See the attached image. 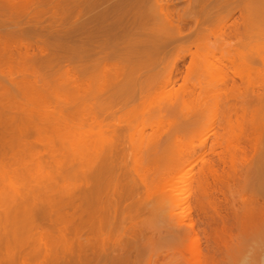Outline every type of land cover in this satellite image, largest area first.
Segmentation results:
<instances>
[{"label": "rangeland", "instance_id": "rangeland-1", "mask_svg": "<svg viewBox=\"0 0 264 264\" xmlns=\"http://www.w3.org/2000/svg\"><path fill=\"white\" fill-rule=\"evenodd\" d=\"M12 1L30 14L0 13V29L37 17L36 33L21 38L47 44L40 71L49 76L47 86L19 91L5 83L16 94L12 110L22 130L0 151V264H22L19 256L24 264H189L200 253L214 254L217 264L259 261L264 132L251 135L245 107L251 89L264 84V0ZM73 4L81 14L54 17ZM81 26L83 33L55 34ZM0 62V78L18 79L19 64ZM176 101L181 107L173 109ZM204 140L205 158L218 170L204 212L195 201L203 163L186 169L191 183L177 192L187 197L182 214L197 235L165 231L152 200L166 188L159 184V194L151 180L164 177L176 153ZM154 144L165 150L161 160L147 150ZM91 146H105L108 157L90 189ZM28 211L38 214L37 228L23 216ZM217 212L227 218L224 231ZM204 213L214 216L211 227ZM62 228L58 240L53 234ZM204 230L215 237L209 244ZM47 231L53 234L45 238ZM42 236L49 242L41 244Z\"/></svg>", "mask_w": 264, "mask_h": 264}, {"label": "bare ground", "instance_id": "bare-ground-1", "mask_svg": "<svg viewBox=\"0 0 264 264\" xmlns=\"http://www.w3.org/2000/svg\"><path fill=\"white\" fill-rule=\"evenodd\" d=\"M4 2L5 3L0 4V13L2 15H4V14L7 15L8 13L11 15H19L22 13L30 14L29 8L26 5H19L12 0H8L7 2L4 1ZM67 6L63 5L62 8L55 9L53 11L54 15H55L54 17L55 18L63 17L69 13L72 14L74 12H76L77 14L82 13V11L79 10V5L73 4V6H71V7H67ZM104 14L102 13L99 16L92 18V21L98 20V18L99 19L103 18ZM37 20H38L37 17H35L34 19L29 17V20L27 21L26 26L21 27L17 24H14L12 27L8 26L7 29H6V27H7L6 26L4 28V29H6L5 31L4 30L2 31V29H0L1 30L0 31V61L4 59V61L6 63H10V64L17 63V64H19L21 69L19 68L17 76H18V79L19 78L21 80L23 79V82L21 84L20 79L19 80L17 78L14 79V75L16 76V74H11V73L8 74V76L7 75L3 76V79H2V77L0 78V151L2 150L1 148L4 147L5 142L7 140H9V137L11 138L13 136V134L16 133V131L22 130L21 126L17 124L16 111L12 110L13 108H15V107H13L14 103L12 104V101L14 99H16V94L13 92V90H11L12 88L10 89L9 86L6 87L5 83H8L7 85H11V87H14V88L16 87L15 88L16 91L17 90L19 91L20 87L21 88L23 87V86H21L23 84L27 85V87L29 86V88L34 87V86L36 87V85L39 84L40 81H42L41 85L45 86V84H46V86H47L48 81H46V80H48V78L46 79L44 76V74H46V73L43 74L40 71V69L44 65V61H43L44 58L43 57L47 56L46 55L47 54L46 51L48 49L47 44L45 42H41L38 40H36V41H24L21 38L22 36H26V34H35L36 33L37 29H39V28H36L37 23H38ZM0 28H2V26ZM60 31H64V30L55 31V34L63 35L64 33L65 34L67 33V35H71L75 32L83 33V31H86V28H85V26H81L77 29L76 28L70 29V30L67 29V31L65 30L63 33ZM210 73H211V71H210ZM48 76L49 75L46 74V77H48ZM43 79H46L45 83H43V81H44ZM171 80L172 79L169 76V83L170 84H172ZM32 85H34V86H32ZM261 88H262V92L259 93L258 91ZM247 101H248L246 103L247 107H245V109L246 110L250 109L251 118H250V122H249L250 125L249 126H250V130H251V135L254 136L256 134H260V132L263 133L264 132V116L261 113L263 112V114H264V110H263L264 84L262 87H259V89L258 88H252L250 96H249ZM9 104H11V105H9ZM180 104L181 103L178 101L173 103L172 104L173 109H178L177 107H181ZM8 106H9V108H8ZM10 106H12V107H10ZM175 106H177V107L175 108ZM8 110H9V113H7ZM14 115L16 116V118ZM229 119H230L229 114L228 113L226 114V112H225V116H223V120L229 121ZM198 124L201 125V121ZM212 125L210 127H212ZM203 126H205V124L201 125V127H203ZM201 127H199V129ZM212 129H214V128H212ZM199 142L200 143L198 144V146H199L198 148H197V146H196V148L194 146L193 147L190 146L186 149L179 151L178 153H176V155H174V157L169 159L167 168L164 172V177L159 180L160 182L157 181L158 178L155 180H151V182H152L151 187L153 188V186H155L159 190V191H157L159 194H161L160 193L161 187L166 188L165 189L166 191L164 189H163L164 191H162V193L165 192L164 196L161 195L160 197H158L157 196L158 193H157V195H156L157 197H155L152 200L153 201L152 202L153 203V212L157 213V214L154 213V215H156L155 220H156L158 214L162 215V216H158L159 217L158 219H162V221H164V222H162L161 220H159L162 222L161 223L162 227H163V225L166 226L167 229H165V231L166 230L168 231L169 230L168 228L171 227L169 230V231H171V233H173L172 231H174V233H176L175 231L178 230V232H179L181 229H183L182 231H185V232L187 231V233L192 232L193 234L197 235V233H196L197 231H195L196 225L194 226L193 225L194 223L192 221H191L192 224L191 223H189V224L185 223L186 222L185 219L186 218L188 219V217H185L186 215L182 214L183 209H184L183 206H184V203H186L187 197H184L185 198V202H184L183 198L180 196H179L180 197L179 198L177 195L178 194L177 192L180 189L186 188L185 187L186 184L191 183L190 182L191 176H189L190 175L189 174L190 169L186 170L188 167L193 165V163L195 165V163L197 161H200L201 163H203V167H201L198 177L197 178L195 177V179H197V180H195L196 184L194 183L196 185V189H195L196 190V194H195L196 200L195 201H196L197 208H199L200 211L204 212V204H205V199L207 198V190L211 184L210 180L212 179L213 181H216V183L218 182V177H217L218 170L216 168V165L213 162L208 161L205 158V151L204 150L206 147L205 146L206 141L204 140V142L203 141H199ZM248 143L251 146L256 147L254 144L253 138H250L248 140ZM147 150L154 157H157V155H159V153H160V155L165 153L164 149H163L164 150L163 153H161L162 150L159 149L158 144H154L152 147L148 148ZM88 152H89L88 154H89L90 159H91V163L87 166L88 172H89L88 173V176H89L88 179L89 180H88L87 184L90 186V189H91L92 186L95 185L94 183H97L98 181H100V179L97 178V176L95 177L94 173L102 171L105 168L104 164L106 162L104 163V161H105L106 157H108V156H106L107 155V149H105V146L99 148L98 150L91 146V147H89ZM160 155L158 156L159 159L162 158V156H160ZM262 167L263 166H261L260 170H262ZM249 170H250L249 172L251 174V177L253 179H255V175H257V170L255 169L254 166L253 167L251 166ZM159 184H161L162 186L160 185L161 186L160 187ZM183 185H184V187H181ZM144 186L145 187L148 186V183L146 181L144 182ZM170 186H171V189H168L167 187L170 188ZM155 187H154V191H155ZM187 187L189 188V185ZM168 190H169V192L167 193ZM155 194H156V192H155ZM263 196H264V192H263ZM189 208L190 207L188 206V209ZM258 209L259 210L261 209L262 211L264 210L263 203L259 204ZM253 210H251V212H253ZM95 213L92 212L90 215L95 217ZM251 214H253V213H251ZM255 214H256V212H255ZM23 216H25L27 218V220L30 221L31 227L37 228L38 214H35L32 211H28V212L24 213ZM204 216H205L204 218L206 219L207 226L211 227V220H214V218H213L214 216L208 217V214H206V213H204ZM216 216H218L219 219L221 220L222 228L224 231V229L226 228L225 219H227V218L224 216H221V214H219L218 212L216 213ZM6 217L8 218L9 215H7ZM246 220H247V218H246ZM156 221L158 222V220H156ZM246 223H247V225L249 224L248 221H246ZM167 224H170V225H167ZM153 230H156V229H153ZM44 234L46 235L45 238H47L48 234H53V233L47 231ZM53 235L58 240H60V239L64 240L65 239L64 228L58 230V235H56V236H55V234H53ZM204 235H205V238H206L208 244L212 241V239H215V237L212 234H208V232L206 230H204ZM45 238H43V236L41 237V244H46V242H49ZM215 244H216V242H215ZM93 255H94L93 257H95V254H93ZM18 259L20 260V263H22V264L25 263L23 256H19ZM215 262H216V260H215L214 254H210V253H206V254L200 253V254H197L195 260L194 259H193V261L189 260V264H215ZM86 263L87 262L84 261V264H86ZM54 264H65V263L56 262ZM216 264H217V262H216Z\"/></svg>", "mask_w": 264, "mask_h": 264}, {"label": "snow or ice", "instance_id": "snow-or-ice-1", "mask_svg": "<svg viewBox=\"0 0 264 264\" xmlns=\"http://www.w3.org/2000/svg\"><path fill=\"white\" fill-rule=\"evenodd\" d=\"M190 7V6H189ZM191 69H192V66L189 65L188 66V69L184 72V79L187 80L188 79V76L190 75L191 73ZM139 173H137L138 175ZM9 264H11V262H9ZM168 264H175V262L173 261H170L168 262ZM228 264H231V262L229 261ZM241 264H264V251H262V256H261V259L259 261H256V262H253L251 260H245V261H242Z\"/></svg>", "mask_w": 264, "mask_h": 264}]
</instances>
